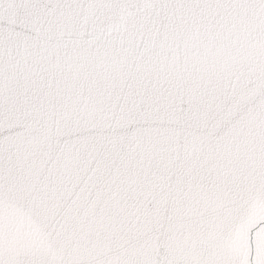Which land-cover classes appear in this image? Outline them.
Returning a JSON list of instances; mask_svg holds the SVG:
<instances>
[{
	"label": "snow or ice",
	"instance_id": "1",
	"mask_svg": "<svg viewBox=\"0 0 264 264\" xmlns=\"http://www.w3.org/2000/svg\"><path fill=\"white\" fill-rule=\"evenodd\" d=\"M0 264H264V0H0Z\"/></svg>",
	"mask_w": 264,
	"mask_h": 264
}]
</instances>
